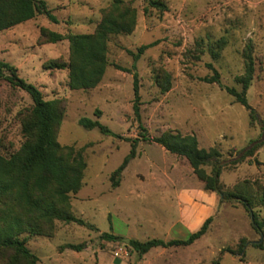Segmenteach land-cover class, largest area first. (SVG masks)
<instances>
[{"label": "rangeland", "instance_id": "1", "mask_svg": "<svg viewBox=\"0 0 264 264\" xmlns=\"http://www.w3.org/2000/svg\"><path fill=\"white\" fill-rule=\"evenodd\" d=\"M56 21L45 13L0 31V60L35 85L47 100L56 99L62 120L56 140L82 149L85 168L80 189L69 194V210L85 221L54 220L45 233L27 236L36 264H264V0H44ZM135 11L129 33L109 36L106 67L89 89L69 87L68 69H45L52 60L68 61L69 42H47L42 32L92 33L106 11ZM154 43L135 58L139 47ZM251 48L254 73L246 92L249 111L227 90H241L244 51ZM139 82V116L134 112L133 74ZM218 74V80L208 82ZM4 72V76L8 75ZM0 77V153L9 156L26 140L24 125L33 102L27 92ZM169 85L167 90L165 85ZM99 110V113L96 111ZM80 117L98 120L118 135L78 124ZM166 132L193 134L200 147L220 153L219 184L224 191L249 197L222 199L204 189L188 161L159 144L142 140ZM137 139L136 156L113 187L110 176ZM257 145L251 154L243 150ZM211 173L212 166L204 167ZM198 206L202 193H214L216 205L206 233L186 246L154 247L138 256L123 238H181L170 230L186 194ZM186 198V199H185ZM256 224L253 225V215ZM206 217V218H207ZM205 220V219H204ZM87 224H90L89 227ZM102 232L121 239L107 241ZM24 234L23 236H25ZM187 237V236H186ZM85 242L75 251L66 243ZM8 260L0 254V264Z\"/></svg>", "mask_w": 264, "mask_h": 264}, {"label": "trees", "instance_id": "2", "mask_svg": "<svg viewBox=\"0 0 264 264\" xmlns=\"http://www.w3.org/2000/svg\"><path fill=\"white\" fill-rule=\"evenodd\" d=\"M117 0L115 3L116 8ZM150 5L164 9L165 5L159 0H149ZM118 9V8H117ZM38 13H45L56 21L46 7L44 0H0V31L33 18ZM135 25V11L123 7L117 14L106 11L92 33L67 34L66 36L55 32H42L47 42L55 43L62 39L69 42L68 61L52 60L44 65L45 69H68L69 87L72 89H89L95 87L101 80L106 67V47L110 35L129 33ZM154 43L139 47L135 58L144 49ZM245 69L238 77L241 90L227 87L226 90L234 96L235 100L248 111L251 120L255 119L253 108L248 104L246 92L251 84L254 73V61L251 48L244 51ZM8 75L4 76V72ZM4 76L13 86L19 87L29 94L33 105L29 112L28 120L24 125L26 140L20 148L4 156L0 153V254H7L5 264H36L38 258L26 246L27 236L45 233L44 225L51 226L54 220L76 222L86 225L81 218L74 216L69 210V194L77 192L82 183L85 161L82 149L72 146L60 145L56 140L57 128L62 120V109L56 99L47 100L42 92L33 84L27 82L17 73V68L8 62L0 60V77ZM133 109L139 116V82L137 73L133 74ZM208 82L219 81L218 74L205 78ZM169 85H165L167 90ZM99 113V110L96 111ZM78 124L84 128H98L103 134H113L109 128L98 120L80 117ZM264 129V125H263ZM264 133V131H263ZM142 140L153 142L165 150L184 157L194 174L204 182V189L215 192L222 199H240L249 210L252 201L249 197L232 191H224L219 184L220 153L214 147L205 149L200 147L195 135H181L166 132L157 137L140 134ZM137 139L131 141L129 152L123 157L121 163L114 169L110 179L113 187L119 184L120 176L131 159L136 156ZM256 141L254 145L243 150V154L236 160L252 153L257 145L263 142ZM211 165V173H207L205 166ZM253 225L256 224L254 214ZM211 221L207 217L201 226L191 232L186 239H171L165 241L151 238L145 241L130 239L128 245L141 256L151 248L173 245L186 246L203 236ZM91 227L90 224H87ZM26 234L25 236H23ZM100 238L107 241H116L120 237L102 232ZM61 248L81 251L85 242L66 243ZM213 264H219L214 261Z\"/></svg>", "mask_w": 264, "mask_h": 264}, {"label": "crops", "instance_id": "3", "mask_svg": "<svg viewBox=\"0 0 264 264\" xmlns=\"http://www.w3.org/2000/svg\"><path fill=\"white\" fill-rule=\"evenodd\" d=\"M201 195L204 197L205 202H202L198 206V202H196L195 199V197L198 199V194H196V192L191 194H186V198L188 199V201H190V205L188 207L179 208V213L176 220L169 227L170 230H173L175 229V227L178 226L175 229V232L180 236H183V239H186L191 232L196 231L204 222V219H206V217L209 214H211L215 208L216 196L214 195V193H202ZM171 239L183 240L181 238L171 237L165 239V241ZM173 246H175L174 247L175 249L176 247L182 245H173ZM157 247H162V246H157ZM162 248H167V247H162Z\"/></svg>", "mask_w": 264, "mask_h": 264}, {"label": "water", "instance_id": "4", "mask_svg": "<svg viewBox=\"0 0 264 264\" xmlns=\"http://www.w3.org/2000/svg\"><path fill=\"white\" fill-rule=\"evenodd\" d=\"M124 242L125 243H128L129 242V239L128 238H123Z\"/></svg>", "mask_w": 264, "mask_h": 264}]
</instances>
